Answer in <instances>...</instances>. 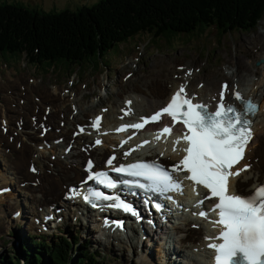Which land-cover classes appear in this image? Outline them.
<instances>
[{"label":"bare ground","instance_id":"obj_1","mask_svg":"<svg viewBox=\"0 0 264 264\" xmlns=\"http://www.w3.org/2000/svg\"><path fill=\"white\" fill-rule=\"evenodd\" d=\"M177 63L179 64L172 66V77L170 72L161 76L163 78L154 77L155 75L151 76L150 78H154L148 81L147 86L142 85V83H134L136 77L133 80V77L127 78V82L121 86L125 91L121 92L120 87L119 95L113 94L115 100L108 101L107 106H100V112L94 116H91L88 111L83 115L80 112L84 113V105L86 104L88 107L93 108L99 106L101 102H105L102 96L98 101H82L80 95L67 98L62 86L52 85L45 86L42 89H31V84H36L33 80L26 79L23 81L18 78H8L7 81L11 83L8 85L9 89H12L14 94L18 93L26 98L27 105H18L20 107L18 108L19 111H13L12 107L7 108V113L4 111V115L8 118L3 124L4 128L0 127V151L2 150L1 147L6 144L12 147L15 154V157L10 161L11 156H7V168L10 170L11 176H4L2 188L10 187L13 182L23 189L18 192L10 190L8 194L1 196L2 199L6 197L13 199V201H9L7 206L2 207V214L11 209H13L12 213L16 210L21 211V216L18 218L6 215L7 220L3 224L4 227H11L13 223L17 224L18 220H21L24 216L28 217L27 213L29 211L27 209H30V207L33 214L40 213V210L43 211L44 209L68 213L65 204L68 201L64 196L65 191L69 190L70 185H82L84 179L97 169V166L93 169H87L89 159H92L98 165L104 163V161L108 162L113 157L112 161L124 158L132 159L138 153L139 155L151 154L155 158L163 159L172 167L178 164L182 152V140L179 144L174 145V141L180 137L177 133L174 134L171 140L158 141L155 139L156 135L150 131L145 133L139 140L130 139L127 146H122L120 143L123 139H119L115 132L116 128L128 123L129 120L143 117L168 102L172 94L182 84H186L191 78H194L190 67L184 65L186 63H180V60ZM166 66L167 64L164 67ZM183 66L187 68L186 71ZM259 67H264V64L259 65ZM127 75L133 76L130 73H127ZM150 78L146 79L149 80ZM261 79L263 80V78ZM223 82L226 81H222L216 88L214 86L210 87L208 84L203 87L188 86V91L190 94L198 95L195 101L217 104ZM242 91L245 93V97L251 94L261 102V108L256 117L255 136L247 147L245 156V162L250 165V169L244 170L240 176L230 182L231 191L239 193L249 192L264 181V119L261 118L264 112V101H262L260 92L256 91L255 88L242 86ZM29 92L34 93V97H40L39 94H41L40 100L36 101L37 104L28 103V99L31 98L29 96L27 98ZM34 97L31 99L34 100ZM69 101L72 104H69ZM13 102L16 105L18 102L25 103L20 98L14 99ZM65 107H68L69 112L64 109ZM29 110H31L30 114L32 115L28 114L27 117L26 113ZM100 113H104L105 117L101 128H97L94 127V118ZM12 115H17L18 118L12 121ZM50 141L51 143H49ZM96 141H100V143H96ZM142 141H148V145H152L154 149L144 150L140 148L139 145ZM49 144L56 149L55 153L51 150L54 154H47V151L40 149L43 145L47 146ZM174 146L175 151H173ZM130 149H133V153H129ZM48 156L51 158H48ZM176 172L179 173L180 171ZM82 190L84 191L85 188ZM135 201L138 202V200ZM33 207L36 208V211L32 210ZM39 207L43 208L39 210ZM59 208L61 209L59 210ZM24 212L25 214L22 216ZM131 216L122 214L119 222L124 223ZM74 217L79 218L80 216L75 214ZM137 219L141 221L140 216H137ZM85 220L88 224L94 223L95 225L94 221L87 218ZM191 220L190 215H184L181 222L175 224L173 230L168 231L167 234L171 236H169L167 243L170 249L172 247L176 248L174 252L164 253L163 243L157 246L159 264H174L171 260L174 259L175 254L191 255L189 264H209L207 258L212 248L208 245L214 243V241L205 240L204 244L203 236L204 234L214 235L215 231L210 230L211 223L207 220H201L200 228L196 224L190 226ZM154 223H156L155 230H163V228H159L157 221ZM94 230L99 232L100 224L96 225ZM128 230L134 233L132 228H128ZM140 235V240H143L144 233ZM133 236L127 234L128 242L134 247ZM117 240L118 244L122 246L123 253H126L127 246L123 245L126 241ZM149 242H151V246L154 245L151 240ZM196 247L201 252V258L193 256ZM187 249L190 251L186 252ZM151 255L146 254L147 257Z\"/></svg>","mask_w":264,"mask_h":264},{"label":"rangeland","instance_id":"obj_2","mask_svg":"<svg viewBox=\"0 0 264 264\" xmlns=\"http://www.w3.org/2000/svg\"><path fill=\"white\" fill-rule=\"evenodd\" d=\"M99 1L0 0V5L10 3L24 6L32 11L54 13L67 9L78 12L82 7H90ZM140 41L145 43L144 49L143 44L138 48ZM138 51L141 53H138ZM262 57H264V18L251 31L235 30L223 33L216 31L214 27H209L205 30L193 31L190 34L172 32L155 36L154 34L140 33L133 36L126 43H116L105 56L96 55L90 63L86 62L84 65L76 67H70L63 60L31 64L27 62L25 55L21 56L17 52L5 51L0 54V127H3L5 120L8 118L4 115V111L7 113L9 107H12L13 111H19L18 108L20 107L18 105H27L26 98H23L18 93L14 94L13 90L9 89L8 85L11 83L7 81L8 78L13 77L23 81L26 79L33 80L36 84H31V89H42L45 86L52 85L62 86L67 98L80 95L82 101H98L102 96L105 102H101L99 106L93 108L88 107L86 104L84 105V113L80 112L83 115L88 111L91 116H94L97 112H100V106H107L109 104L108 101L115 100L114 95H119V89L127 82V78L133 77V80L136 77V80L133 81L134 83H142V85L147 86L148 81L156 76L163 78L161 76L170 72L172 77V66L179 64L177 63L179 60L180 63H186L184 65H187L192 70L194 78H191L189 83L193 84V86H196L199 81H205L210 87L214 86L216 88L224 78V80H229L230 82L237 80L241 87L245 86L258 90L262 95V101H264V67L256 66L255 68L254 65L251 66V63ZM166 64L167 66L164 67ZM183 67L186 71L187 68ZM127 73L133 76H128ZM151 76L154 77L150 78ZM257 84L260 85L257 86ZM121 89L122 92L124 88L121 87ZM33 94L29 92L27 98L28 96L34 97ZM39 96L41 97V94ZM40 97H34L35 101L29 98L28 103H34L35 105L37 104L36 101L40 100ZM17 98L24 100L25 103L21 104V102H18L16 105L13 100ZM69 104H72V102L69 101ZM68 107L64 108L67 112H69ZM30 111L26 113L27 117L28 114L32 115ZM16 118H18L17 115L11 116L12 121H15ZM261 118L264 119V112ZM8 141L12 143L9 139ZM1 149L0 186L3 185L5 175L11 176V172L7 168V156H11L9 161L15 157L11 146L5 144ZM40 149L47 151V154L56 152V149L51 144L43 145ZM48 158L51 157L48 156ZM11 185L10 188H13V192L23 190L16 183L12 182ZM9 201H13V199L9 197L2 199L0 196V257L4 254L9 255L12 252H17L24 236L31 237L35 235L41 237V233L44 234L43 237L52 238L55 242H58L59 238L64 236L68 235L69 239H71L78 234L81 242L84 240L88 241L90 249L99 252L100 260L104 264H159L157 246L160 243H163L164 253L176 250L175 247L170 249L168 246L167 241L169 236H171L170 234L166 235L163 230L149 228L148 231L152 237L151 241L154 243L152 247L149 240H140V231L137 230L136 235L134 234L132 238L134 247L126 241L123 245L127 246V249L126 253H123L121 250L122 246L118 242L113 244L103 239L102 235L98 237V233L94 230L96 225H89L83 218L74 217L75 215L69 211V208L68 213L55 211L54 219L47 221L44 218L49 214V209H47L48 211L33 214L30 207V209H27L29 211L27 213L28 217L24 216L21 220H18L17 224L13 223L11 227L6 228L3 225L7 220L5 216H14L18 212L16 210L12 213L13 209H11L2 214V207L7 206ZM61 205L63 206V204ZM41 208L43 207H39V210ZM32 210L36 211V208L33 207ZM24 214L25 212L22 213V216ZM78 247V242L74 241L73 251H76ZM187 251L189 252L190 250L187 249ZM147 253L151 256L147 257ZM174 256V259L171 260L174 264H189L191 261V255L189 254H175ZM73 258L74 256L71 257V259Z\"/></svg>","mask_w":264,"mask_h":264},{"label":"trees","instance_id":"obj_3","mask_svg":"<svg viewBox=\"0 0 264 264\" xmlns=\"http://www.w3.org/2000/svg\"><path fill=\"white\" fill-rule=\"evenodd\" d=\"M263 18L264 0H100L78 12L54 13L8 3L0 5V54L17 52L31 64L63 60L76 67L140 33L251 31ZM53 240L24 236L18 251L4 254L0 264H104L78 234Z\"/></svg>","mask_w":264,"mask_h":264},{"label":"snow or ice","instance_id":"obj_4","mask_svg":"<svg viewBox=\"0 0 264 264\" xmlns=\"http://www.w3.org/2000/svg\"><path fill=\"white\" fill-rule=\"evenodd\" d=\"M227 90L228 85L224 84L215 110L210 111L203 103H193L192 98L187 97L185 93V86L181 85L167 105L150 118H145L144 123L159 121L164 114H167L173 126L177 122L183 125L184 134L174 141V145L184 140L187 147L183 149L185 155L173 168L176 171L186 172L185 179L192 181L195 185L203 186L207 190L205 199H216L213 210L218 211L219 218L214 223L221 227V231L215 239L222 242L208 245L216 252L215 264H264V185L246 196L229 192V177L238 176L240 171L245 170L232 171L233 167L243 159L244 149L252 137L251 121L246 118V114L254 112L255 106L250 100L243 101L241 94L235 92L233 93L235 99L244 102V110L239 111L233 104L225 102ZM98 125L99 118L94 126ZM143 126L142 123L131 125L137 129ZM127 127L129 126H124L118 131ZM171 131L170 127H165L162 133L171 134ZM156 138L159 139L160 136ZM175 150L174 146L173 151ZM112 159H109L107 163L112 164ZM89 169H91V162H89ZM113 171L127 173L132 177H143L150 183L139 186L157 192H166L180 187L173 182L167 170L156 164L137 163L127 167H117ZM87 179L96 180L109 189L117 187L107 173H95L89 175ZM121 183L131 182L121 181ZM93 198L113 200L114 203L110 206L123 208L128 212L133 211L131 206L120 200L118 196L114 197L94 190H89L84 196V199L90 202ZM199 215L206 216V213L201 212Z\"/></svg>","mask_w":264,"mask_h":264},{"label":"water","instance_id":"obj_5","mask_svg":"<svg viewBox=\"0 0 264 264\" xmlns=\"http://www.w3.org/2000/svg\"><path fill=\"white\" fill-rule=\"evenodd\" d=\"M261 63H264V58H261L260 60L257 61L258 65H260Z\"/></svg>","mask_w":264,"mask_h":264}]
</instances>
